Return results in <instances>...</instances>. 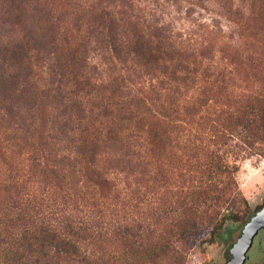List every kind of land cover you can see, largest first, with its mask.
I'll list each match as a JSON object with an SVG mask.
<instances>
[{
    "label": "trees",
    "instance_id": "obj_1",
    "mask_svg": "<svg viewBox=\"0 0 264 264\" xmlns=\"http://www.w3.org/2000/svg\"><path fill=\"white\" fill-rule=\"evenodd\" d=\"M2 1L17 19L14 9L21 0ZM203 3L219 9L230 25L224 36L222 28L211 26L209 39L197 46L162 25H146L133 0H102L88 7L97 27L77 24L81 39L69 45L56 72L43 71L39 54L26 45L13 40L12 48L0 47V81L25 75L38 82L45 73L47 82L25 90L21 104L3 98L10 103L0 109L8 114L38 101L56 113L49 132L22 139L33 142L26 169L9 163L1 150V143L12 146L21 137L0 138V264H110L107 201L118 198V176L141 151L161 146L186 151L183 163L206 161L209 181L220 178L225 188L235 184V189L236 161L254 154L264 158V0H194L193 5ZM85 16L82 10L78 21ZM91 39L102 44L110 64L104 80L87 72ZM184 135L191 139L182 140ZM202 177L189 178L199 187ZM34 183L43 185L42 191ZM198 187L179 195L184 220L191 224L199 205L188 203L204 193ZM244 206L249 207L246 201ZM179 221L166 229L157 250L142 252V238L130 234V240L117 222L113 242L127 251L111 263L183 264L193 237Z\"/></svg>",
    "mask_w": 264,
    "mask_h": 264
},
{
    "label": "rangeland",
    "instance_id": "obj_2",
    "mask_svg": "<svg viewBox=\"0 0 264 264\" xmlns=\"http://www.w3.org/2000/svg\"><path fill=\"white\" fill-rule=\"evenodd\" d=\"M101 1L21 0V7L14 9L18 14L16 19L9 5L0 0L1 50L7 47L12 48L14 40V44L26 45L39 54L44 64L43 71L47 69L48 73L56 72L55 66L60 64L59 61L67 52L69 45L72 46L75 40L81 39L78 38L76 31L77 24L84 23L89 30L97 27V23L93 22L95 13L89 12L91 8L88 7H93ZM195 1L198 2V0ZM133 2L135 7L143 10L142 15L146 19V25L158 27L162 25L168 29L171 36L181 41L192 42L193 46L209 39L207 32L213 25L222 28V36L228 33L227 25L230 24L224 18H220L221 11L207 3H203V7H200L198 4L193 5L194 0H160L156 3L152 0H133ZM106 4L102 3L101 7H105ZM119 4V1H115L116 9ZM82 10L86 14L85 20L78 21ZM15 21L18 25L14 24ZM87 21H89L88 24H86ZM6 35L10 36V40ZM85 56L88 60L89 76H100L104 80L108 76L110 64L105 61L106 52L102 44L91 39ZM41 74V80L38 82L25 75L1 80L0 108L10 103V101L3 103V98L13 101L11 103L14 104L18 100L17 104H21L25 98L21 99L20 95H23L25 90L32 92L36 83L39 88H44L47 83L46 75ZM23 96L27 97V94ZM55 116L56 113L45 103L39 104L38 101L36 106H20L8 114L0 109V138L21 137L12 146L10 142L1 143V150L6 154L7 161L26 169L28 165L26 158L30 155L33 142L29 140L28 144H24L22 139L30 134L36 136L41 130L49 132L54 124ZM181 139L189 140L191 136L184 135ZM152 151L148 154L141 151L135 163L124 167V172L118 176L117 181L118 198L109 197L110 200L107 201L109 223L107 248L110 264L114 258L121 257V254L127 251H122L121 245L117 248V244L113 242L112 229L117 222L122 228H126L124 233L130 240V234H138L142 238L139 249L142 252L145 248L157 250V246L163 242L161 239L166 229H175L177 223L181 224L180 219L186 222L184 225L187 224L190 235L193 237L186 247V258L183 264H216L222 246H227L235 239L238 225L243 223L251 213L250 206L259 205L264 200V158L254 154L248 159L236 161L237 171L234 178L237 189H235V184L225 188V182L220 178L209 181L211 177L207 178L205 172L206 161L202 160L197 164L194 160H190V163H183L182 159L187 158L186 151L181 152L176 148H162V146ZM242 155L241 153L240 157ZM226 156L233 164V157L228 154ZM198 175H203V184L199 187L196 183L197 179L195 182L191 181L192 177L198 178ZM220 180L224 183L221 184ZM34 185L37 192L42 191L43 185L38 183ZM193 187H198L196 190L201 189L204 193L199 200L188 203V206L192 203L199 205L200 214L194 224H191L193 222L184 220L186 213L181 206L182 199L179 195L180 192H188ZM245 201L249 205L247 209L244 206ZM183 202L187 203L188 200ZM232 215L234 218H231ZM222 220L225 223L219 227ZM211 232H214L213 237ZM219 236L221 240L218 239ZM211 238L214 241H211ZM261 259L264 261V254L261 255ZM155 262L161 264V260L155 259ZM258 262L259 260L256 259L257 264ZM134 264H136L135 261Z\"/></svg>",
    "mask_w": 264,
    "mask_h": 264
},
{
    "label": "flooded vegetation",
    "instance_id": "obj_3",
    "mask_svg": "<svg viewBox=\"0 0 264 264\" xmlns=\"http://www.w3.org/2000/svg\"><path fill=\"white\" fill-rule=\"evenodd\" d=\"M251 213L246 220L238 225L237 236L227 246H222L216 264H263L261 255L264 254V200L259 205L250 206ZM253 222L249 229L248 225ZM231 227V226H230ZM234 231V228H232ZM248 231V232H247ZM249 236L250 242L244 254L236 258L237 249L242 245V240ZM218 239L221 240L220 236Z\"/></svg>",
    "mask_w": 264,
    "mask_h": 264
},
{
    "label": "water",
    "instance_id": "obj_4",
    "mask_svg": "<svg viewBox=\"0 0 264 264\" xmlns=\"http://www.w3.org/2000/svg\"><path fill=\"white\" fill-rule=\"evenodd\" d=\"M262 221L264 222V218H263ZM253 225H254L253 222H251L250 225H248L247 229L251 228ZM249 242H250L249 236L242 240V245L240 247H238V249H237V254L235 255L236 258H239V257H241L244 254L246 248L249 245Z\"/></svg>",
    "mask_w": 264,
    "mask_h": 264
}]
</instances>
